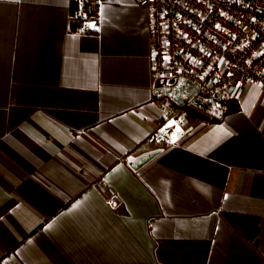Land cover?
<instances>
[{
    "label": "crops",
    "instance_id": "crops-1",
    "mask_svg": "<svg viewBox=\"0 0 264 264\" xmlns=\"http://www.w3.org/2000/svg\"><path fill=\"white\" fill-rule=\"evenodd\" d=\"M99 2L0 0V264H264V88L162 122L148 10Z\"/></svg>",
    "mask_w": 264,
    "mask_h": 264
},
{
    "label": "built area",
    "instance_id": "built-area-1",
    "mask_svg": "<svg viewBox=\"0 0 264 264\" xmlns=\"http://www.w3.org/2000/svg\"><path fill=\"white\" fill-rule=\"evenodd\" d=\"M132 1L149 12L152 77L169 87L181 77L197 84L181 105L162 114V122L178 123L189 110L215 115L228 86L264 88V0ZM71 3L69 22H79L82 32L98 28L99 0ZM171 130L156 127L147 141L164 142Z\"/></svg>",
    "mask_w": 264,
    "mask_h": 264
},
{
    "label": "water",
    "instance_id": "water-1",
    "mask_svg": "<svg viewBox=\"0 0 264 264\" xmlns=\"http://www.w3.org/2000/svg\"><path fill=\"white\" fill-rule=\"evenodd\" d=\"M162 80L159 82V86L156 87L155 93L158 97L167 96L177 105H181L196 89L197 84L190 81L188 78L181 77L173 87L168 86V81L165 85H162ZM233 90L232 86H228L227 90L221 95V99H226L229 93ZM155 153H146L139 157L134 163L131 164L133 168H138L151 159Z\"/></svg>",
    "mask_w": 264,
    "mask_h": 264
},
{
    "label": "snow or ice",
    "instance_id": "snow-or-ice-1",
    "mask_svg": "<svg viewBox=\"0 0 264 264\" xmlns=\"http://www.w3.org/2000/svg\"><path fill=\"white\" fill-rule=\"evenodd\" d=\"M91 26H93V27H94L95 25H91ZM217 27L219 28V25H217ZM168 127H171V124H169V125H168ZM161 131L163 132V131H164V129H161Z\"/></svg>",
    "mask_w": 264,
    "mask_h": 264
}]
</instances>
